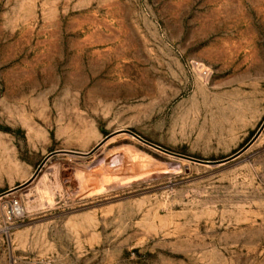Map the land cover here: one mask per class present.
Returning <instances> with one entry per match:
<instances>
[{
  "label": "rangeland",
  "instance_id": "1",
  "mask_svg": "<svg viewBox=\"0 0 264 264\" xmlns=\"http://www.w3.org/2000/svg\"><path fill=\"white\" fill-rule=\"evenodd\" d=\"M263 121L264 0H0V193L113 132L217 160ZM0 264H264V130L216 166L50 157L0 197Z\"/></svg>",
  "mask_w": 264,
  "mask_h": 264
},
{
  "label": "water",
  "instance_id": "2",
  "mask_svg": "<svg viewBox=\"0 0 264 264\" xmlns=\"http://www.w3.org/2000/svg\"><path fill=\"white\" fill-rule=\"evenodd\" d=\"M264 130V121L262 123V125L260 126V128L258 129V131L256 132V134L251 138V140L249 142H247L241 149H239L237 152L233 153L232 155L226 157V158H222V159H217V160H207V159H202V158H197L194 156H190V155H186L180 152H176L174 150H171L169 148H166L162 145H159L155 142H152L151 140H148L147 138L143 137L142 135L138 134L137 132L131 130V129H124L121 130L120 132H113L110 133L109 135H107L101 142H99L96 146H94L90 151L87 152H83V151H75V150H57V151H53L50 154H48L43 160L42 162L38 165L36 171L34 172V174L24 183L19 184L17 186H15L14 188H11L7 191L1 192L0 193V197L7 195L9 193H12L14 191H17L19 189H22L26 186H28L29 184H31L40 174V172L42 171L45 163L49 160L50 157L58 154V153H70L72 155L75 156H83V157H87V156H91L93 153H95L108 139H110L112 136L116 135L117 133H128L130 135H132L133 137L137 138L138 140L142 141L143 143L157 149L160 150L162 152H165L167 154L173 155V156H177V157H181V158H185L191 161H195V162H199V163H204V164H208V165H223L227 162H230L234 159H236L237 157H239L240 155H242L257 139L258 137L261 135V133Z\"/></svg>",
  "mask_w": 264,
  "mask_h": 264
},
{
  "label": "built area",
  "instance_id": "3",
  "mask_svg": "<svg viewBox=\"0 0 264 264\" xmlns=\"http://www.w3.org/2000/svg\"><path fill=\"white\" fill-rule=\"evenodd\" d=\"M203 75L205 78H207V80H209L211 78L212 72L210 71V69L206 68L203 69ZM73 202H74L73 195L70 192L66 191L65 195L63 196L59 204L63 208H68L71 207ZM12 207H13V212H20L21 206L19 200L17 199L13 200Z\"/></svg>",
  "mask_w": 264,
  "mask_h": 264
},
{
  "label": "trees",
  "instance_id": "4",
  "mask_svg": "<svg viewBox=\"0 0 264 264\" xmlns=\"http://www.w3.org/2000/svg\"><path fill=\"white\" fill-rule=\"evenodd\" d=\"M149 140V139H148ZM165 147V146H164ZM167 148V147H166Z\"/></svg>",
  "mask_w": 264,
  "mask_h": 264
}]
</instances>
